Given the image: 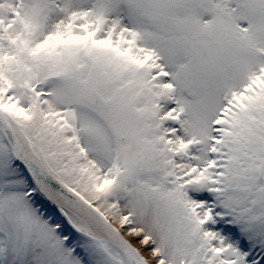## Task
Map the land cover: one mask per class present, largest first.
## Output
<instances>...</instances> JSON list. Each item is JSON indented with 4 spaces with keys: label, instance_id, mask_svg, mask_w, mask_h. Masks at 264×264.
Listing matches in <instances>:
<instances>
[{
    "label": "snow or ice",
    "instance_id": "1",
    "mask_svg": "<svg viewBox=\"0 0 264 264\" xmlns=\"http://www.w3.org/2000/svg\"><path fill=\"white\" fill-rule=\"evenodd\" d=\"M0 264H264V0H0Z\"/></svg>",
    "mask_w": 264,
    "mask_h": 264
}]
</instances>
